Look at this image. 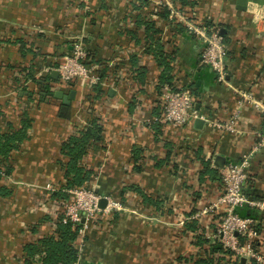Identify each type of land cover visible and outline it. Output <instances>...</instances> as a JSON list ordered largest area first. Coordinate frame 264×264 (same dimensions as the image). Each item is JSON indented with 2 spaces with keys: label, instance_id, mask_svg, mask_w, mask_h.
<instances>
[{
  "label": "crops",
  "instance_id": "crops-1",
  "mask_svg": "<svg viewBox=\"0 0 264 264\" xmlns=\"http://www.w3.org/2000/svg\"><path fill=\"white\" fill-rule=\"evenodd\" d=\"M188 24L222 33L225 83L202 64L204 42ZM77 43L96 67L99 98L94 85L57 71ZM166 85L192 95L203 124L154 122ZM56 91L74 98L65 105ZM235 111L233 131L215 127ZM90 115L102 134L81 160L85 184L121 208L89 221L73 264H195L210 246L200 251L190 225L213 243L221 215L207 211L223 192L216 157L250 154L244 191L264 203V149L251 152L264 132V0L244 11L236 0H0V135L24 133L0 156V264H41L25 247L54 233L61 147ZM246 207L264 240V211ZM257 248L264 255L263 241Z\"/></svg>",
  "mask_w": 264,
  "mask_h": 264
},
{
  "label": "built area",
  "instance_id": "built-area-1",
  "mask_svg": "<svg viewBox=\"0 0 264 264\" xmlns=\"http://www.w3.org/2000/svg\"><path fill=\"white\" fill-rule=\"evenodd\" d=\"M185 23V22H184ZM186 25V24H185ZM187 29L199 36L204 42L202 53V64L210 68L216 75V80L225 83V46L222 36L218 31H206L192 24H188ZM86 52L77 43L73 47L70 55L64 57L63 63L57 69L61 78L66 81L80 79L90 85L98 82L96 67L85 63ZM246 102H253L248 95H240ZM192 95L187 90L174 91L169 86H164L162 90V114L155 117L154 122L174 127L188 125L195 119H204L194 108ZM240 104V101L238 102ZM255 107H259L254 103ZM260 108V107H259ZM238 113L235 111L231 118L225 123H216L215 127L226 131H233ZM257 142L251 152L264 149V132L258 134ZM249 155H243L238 162H227L219 169V179L223 187L222 194L217 198L215 204L207 211L220 210L222 217L217 225L215 233L211 239L221 244L228 250L234 259L253 260L264 264V255L259 250H255L254 242L258 245L264 240L259 237L256 230L257 221L251 218H242L236 214V209L249 205L259 211H264V203L249 201L244 195L243 189L248 179L246 169L248 167ZM50 189V185H46ZM71 199L63 205L62 223L81 224L78 233L81 237L89 229V221L101 211L98 206L101 196L97 195L90 188H77L69 191ZM106 206L104 211L111 213L119 210L121 205L109 197H104ZM243 240V242H241ZM79 253H77V259ZM76 259V260H77Z\"/></svg>",
  "mask_w": 264,
  "mask_h": 264
},
{
  "label": "trees",
  "instance_id": "trees-1",
  "mask_svg": "<svg viewBox=\"0 0 264 264\" xmlns=\"http://www.w3.org/2000/svg\"><path fill=\"white\" fill-rule=\"evenodd\" d=\"M182 28L186 31L185 26H183ZM88 65L91 64L88 63ZM92 88L96 94V98H99L102 94L100 87L98 85H94ZM44 92L47 96L45 98H52L53 93L49 90V87L46 86ZM42 98L43 97L40 94L39 99ZM68 115L69 107L61 105L59 108L58 116L67 118ZM89 117V119L87 118L86 125L79 128L74 135L69 137V139L63 143L61 147V152L68 158V161L64 172L65 181L59 186L60 189L58 190L60 194L58 201L61 202L58 206V216L55 217L54 233L50 236L44 237L43 239L38 241L37 244L26 245L25 247L27 256H38L40 260L39 262L41 264H73L77 259L76 241L77 237L79 236L78 230L81 227V224L70 222L66 224L62 223L63 205L71 199L68 195L70 190L81 187L88 188L85 182L88 180L89 174L83 167L80 166V163L82 158L91 149V146L95 143L100 142L102 134L101 128L98 124V120L93 118L91 115ZM23 138L24 133L22 134L14 131L8 132L6 134H1L0 156L2 158H7L16 148V143H20ZM8 174V172L4 173V175ZM243 193L247 196L244 189ZM236 214H238L239 217L251 218L257 221L256 230L259 232L257 227L259 226L258 220L260 219V216L253 209H250L246 206L240 207L236 209ZM221 217L222 214L220 215V218ZM189 228L193 230L192 233H196L194 235V239L196 240V245L199 246L200 251L203 247L210 246L208 253L204 252L203 250L198 255L195 264H221L226 259L227 261H225V264H246L244 262H241V260L234 259L231 253L228 250L224 249L223 246L216 241H213L212 243L210 239H204L203 233L201 229H199V226L195 227L190 225ZM216 228L213 229V233H215ZM241 242H243V240H241ZM257 246L258 244L254 242L255 250H258ZM253 263L254 262H252L251 264Z\"/></svg>",
  "mask_w": 264,
  "mask_h": 264
},
{
  "label": "water",
  "instance_id": "water-1",
  "mask_svg": "<svg viewBox=\"0 0 264 264\" xmlns=\"http://www.w3.org/2000/svg\"><path fill=\"white\" fill-rule=\"evenodd\" d=\"M259 2L260 0H236V4H237V9L241 10V11H244L246 9V4L248 2ZM220 35H222L221 32H219ZM57 73H55L56 75ZM54 97L58 98V99H62L63 100V104L65 105H68L70 103V101L74 98V92L72 91L68 96H62V92L60 91H56L54 93ZM195 124L196 125H200V124H203L202 123V120L200 119H195ZM215 165L216 167L218 168H221L223 165H224V161L222 159V157H216L215 159ZM98 206L100 209H104L105 206H106V200L105 199H101L98 203ZM244 259H241V262H243Z\"/></svg>",
  "mask_w": 264,
  "mask_h": 264
}]
</instances>
